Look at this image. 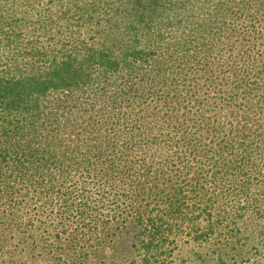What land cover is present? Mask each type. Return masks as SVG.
<instances>
[{"label": "trees", "instance_id": "trees-1", "mask_svg": "<svg viewBox=\"0 0 264 264\" xmlns=\"http://www.w3.org/2000/svg\"><path fill=\"white\" fill-rule=\"evenodd\" d=\"M52 4L0 0L4 215L45 199L38 209L93 233L132 219L147 257L164 220L194 233L191 197L200 216L216 210L196 185L166 183L180 166L212 163L215 201L224 182L245 193L264 177V0ZM150 194L154 207L136 208ZM209 222L218 234L221 220Z\"/></svg>", "mask_w": 264, "mask_h": 264}, {"label": "rangeland", "instance_id": "rangeland-1", "mask_svg": "<svg viewBox=\"0 0 264 264\" xmlns=\"http://www.w3.org/2000/svg\"><path fill=\"white\" fill-rule=\"evenodd\" d=\"M52 1L54 0H33V5L38 10L49 12L54 6ZM30 15L33 22L39 20L36 12ZM21 17L18 14L16 19L20 20ZM45 39L39 38L44 42ZM199 43L200 40H197L192 44V49ZM108 104L105 102L101 107L109 110ZM97 114L94 113L95 116H98ZM256 164H259L264 172V160L256 159ZM183 166L179 167L176 176L175 173L172 174V179L167 177L166 183L171 185L176 181H185L189 188L191 184L196 185L207 196L203 200L216 202L213 205L216 210L210 211L213 220H221L218 234L211 231L210 212L200 216L199 210L203 203L192 201L193 197L190 195L188 207L194 206L197 211L192 217L196 223L194 233L187 223L173 219L168 222L164 220L160 223L162 239L158 252L145 257V253L138 250V229L132 219L118 224L106 223L104 228L93 233L95 230L89 225H79L78 228L71 221L62 223L57 207H49L47 211L38 209V204L45 202V199L39 200L42 196L40 194L37 196V203L33 202L28 208L16 209L17 212L14 211L12 215L2 213L5 206L0 209V264H263L264 182L261 180H264V177L256 178L253 186L247 184L245 193L238 190L240 183L235 188L233 183L224 182V192H221L215 201L211 178L212 163L204 162L202 166L198 165L204 167V171H197L193 167L181 171ZM5 190L6 188H2L0 192ZM156 193L160 194L161 191ZM155 194L146 195L145 201L140 198L136 208L148 205L154 207L159 199ZM129 211L132 212L130 205L125 208L126 216H130ZM183 212L191 214L187 209ZM221 245V254H224L222 258Z\"/></svg>", "mask_w": 264, "mask_h": 264}]
</instances>
